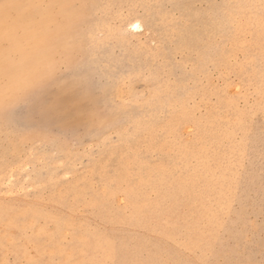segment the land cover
I'll use <instances>...</instances> for the list:
<instances>
[{"label": "rangeland", "instance_id": "374dc122", "mask_svg": "<svg viewBox=\"0 0 264 264\" xmlns=\"http://www.w3.org/2000/svg\"><path fill=\"white\" fill-rule=\"evenodd\" d=\"M0 264H264V0H0Z\"/></svg>", "mask_w": 264, "mask_h": 264}]
</instances>
